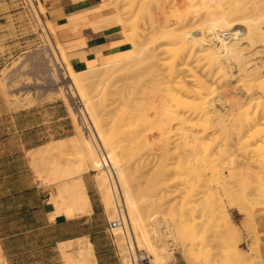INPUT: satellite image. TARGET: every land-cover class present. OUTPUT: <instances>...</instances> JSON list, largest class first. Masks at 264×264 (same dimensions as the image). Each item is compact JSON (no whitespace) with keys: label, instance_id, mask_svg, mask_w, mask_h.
I'll return each mask as SVG.
<instances>
[{"label":"bare ground","instance_id":"bare-ground-1","mask_svg":"<svg viewBox=\"0 0 264 264\" xmlns=\"http://www.w3.org/2000/svg\"><path fill=\"white\" fill-rule=\"evenodd\" d=\"M28 1L39 24L43 23V25H45L35 1ZM116 1L117 3L119 2V4L115 6H118L117 8H119L120 11H115L109 16V20H111H108L111 22L109 24H118L122 26L125 40L128 41L132 47L129 50L104 57L101 62L94 59L87 65V68L82 71H75L71 66H64L66 69L65 77L68 76L73 82L74 88H72V85H69L72 97H79V101L84 106L85 113L83 112L82 118L89 134L86 133L87 135H85L80 121H78V116L76 117L75 115L74 117L72 113L73 109H71L70 112L74 117L73 120H76L75 124L78 130L81 131V133L79 132L81 134V141L79 140V142L83 147L82 154H84L80 158V161L76 162L75 166L68 165V168H65L64 166L61 169V164L57 165L55 162L53 163L54 173L51 174H57L58 172L60 174L59 176H62V178L66 177V180L59 185L58 197L53 198L52 200L57 205L59 212H61L63 208H65L68 213H76L77 211L86 212L89 210L91 206L83 182V174L91 168L98 171L99 176L97 177L99 189L103 193L106 203L105 207L110 213L109 219L113 220L117 217V208L112 195L109 177H111L112 174L115 175V177L119 178L128 210L127 217H124L125 225L113 230L114 234L117 233V239L124 240L125 248L128 249L127 252L129 253L126 254L122 252L127 256V258H125L127 260L124 262H126V264H135L137 261V250H140L141 247H146L153 255L151 264H174L170 259L174 255L172 252L173 244H175L174 242L178 240L180 234H182V230H180L181 227L175 218L174 219L177 223H171V216L169 217V222L168 220L166 221L163 218L158 217L159 215H154L156 212L152 213V211L159 206L164 208L165 206H163V204H167V206L172 208L176 206L175 202L178 199L175 200V197L177 198L176 192L178 191L181 193L183 189L186 188H188V191H199V181L201 180V177H206V175H209L210 177L214 175H216V177H221L222 179L220 180L219 188H223L224 190L223 182L228 178L226 175L231 174V176H236V171L241 168L240 165L236 166L238 165L236 162L235 165L233 164V162L236 161H233L235 151H232L231 153L230 148L236 147H228L231 146L232 140L233 143L237 145V148L238 145L240 146V153L241 151L249 152L252 153L253 157L256 156L260 158V160H264V130L259 127V125L264 123V74L261 75L260 70V68L263 69V67L258 64H252L253 61H250V58L245 56V53L247 52L243 53V47L241 49L240 46H238V41L225 42L221 38L218 41V49H220L219 53H223V57L220 58L214 56L213 49L215 46L213 45L214 47H211L207 45L211 42L217 41L219 34H221L219 32L224 30L239 28L241 32L246 35L247 39L250 40L249 43L258 39L259 33L256 28H248L244 24H240L244 21L241 16H238L241 11L233 10L232 12L231 9L234 5L239 4L241 0H233L232 2L224 0L222 1L223 6L225 5L224 3H228V1L230 3L229 5L227 4V8L224 9L221 5L218 6L216 2H214L218 7H222L223 9L221 10L215 7L216 9L214 10V6H216L214 4V11L209 10L206 12L201 21L197 20L196 17V21H193V18L191 17L196 14L189 17L190 12L192 13L190 10L192 9V5H190V9L186 8L187 10H182L184 12L180 15L183 16V19L180 22L178 19V22L172 26H166L168 28H165V26L162 25L164 27L162 29L160 28L163 31H161L162 34L158 38L160 39L159 44L155 47L152 45L151 47L147 44V42L150 41L148 38L149 36L146 35L147 33L145 34L144 32V40L142 37H139L140 39L137 40L135 29H131L132 27L130 26L127 17L124 15L122 16L124 12H121L123 8L120 4L123 0ZM156 1L159 2L160 0ZM217 1L219 3L220 0ZM162 3H159L160 7ZM173 3L177 4L178 2ZM182 3L180 4L181 6ZM189 3H187V5ZM164 4L165 2L163 5ZM165 5L162 7H165L166 9ZM253 6L256 7L255 2L251 6L252 8L248 7V9H253ZM167 7H169V5ZM177 9L179 8L177 7ZM177 9H175V13H177ZM181 9H183V7H181ZM195 9L197 11V8ZM227 13H230L229 16ZM255 15L256 12L249 15L248 20L252 19ZM231 17L236 18L230 21L229 18ZM155 18L153 15L151 20L155 21ZM186 18H190V20L188 21ZM184 20L185 22H183ZM159 22L160 20L158 23ZM156 23L157 22L155 21L154 25H156ZM159 24L161 25L162 23L160 22ZM151 26L157 32L155 27H153V24H151ZM41 28L47 43L51 46L56 63L59 67H62L64 60L56 50L54 40L48 28L46 25L44 28L42 24ZM262 31L264 30L262 29ZM156 32L154 33L156 34ZM149 35H151L150 32ZM223 36H225V34ZM145 37L146 39L148 38L149 41H146ZM152 39H154V37ZM158 39L155 41L158 42ZM241 39L242 38L239 40ZM215 43L217 44V42ZM228 61H233L232 63H235L240 74H238L239 79H237L239 81L238 83L243 88V92L241 91V93L246 94L247 96L245 97H248L252 93L260 94H258L260 99L257 101L259 104L257 107L260 106L259 108H256L255 110L250 109L249 104L252 99L244 105L240 104L241 100H238V104H232L230 108L228 107L229 111L224 110V106H221L222 109L220 106V109H217L218 106H215L217 105L214 95L215 89L211 88L212 86L209 82L208 75L212 74L213 76L226 77L229 71H232L228 68L229 66L227 67V65L230 64V62L228 64ZM118 65L119 67L128 66L129 73L124 77L123 84H116L117 82L114 80L113 75L119 69ZM232 67L233 65H231V68ZM231 73L234 74V72ZM232 74H230V76H232ZM233 77H235V75ZM130 79L136 80L134 82V80L130 81ZM140 81H142V83ZM98 83L103 86V90L106 88L108 89L109 86H115V93L120 95V106L114 107L113 110H111L112 108L109 109L114 113L113 117H111V119L109 118V121L106 120L108 117L105 118V114L103 112L101 113V110L104 107H102L103 104L100 105V103L96 101V96L94 97L91 94L93 86L96 87ZM90 85L92 88L89 87ZM100 89L101 88H99V90ZM106 92L107 90H105L104 93ZM110 92L108 94H110ZM104 93L102 92V94ZM236 94L237 93H235V95ZM238 97H240V95ZM108 125L110 126L109 129L106 128ZM109 130H112V134L109 133ZM94 133L105 146V158L95 146L93 137ZM211 134L218 135L215 136V138L218 137L220 140L218 142V150H215L214 145L211 144L210 139L213 136ZM78 136L73 135L69 137V140L67 138L66 140L70 142L71 146L76 147V145H79V142L77 141V139H79L77 138ZM66 140L62 139L61 141L54 142V146H52L51 150H56L57 152L62 151L66 145ZM228 140L231 142V144L229 143L230 145L228 144ZM173 144L175 146L174 148L172 147ZM172 148L173 150L175 149L177 154L171 150ZM159 150L162 155V157L159 155V163L157 164V162H155L157 165L156 167H154V163H152V167H154L152 172L149 169L151 172V174L149 173L150 178L153 177L155 180L153 179L154 182L148 187L149 192H143L141 189L135 187L138 185L133 184L134 182H132V179L135 178V175L127 170L129 167H127L124 162L126 161L125 158L133 159L134 157L136 162V159L142 155V158L144 159H138L143 167H147L149 165V160L151 162V157L154 154L156 156V154L159 153ZM171 151L174 152V157L171 155ZM51 153L53 154V152ZM138 154L139 156H136ZM155 156H153V158ZM130 159V162L127 161L129 164L128 166L134 163ZM168 159L175 160L170 162ZM63 165L64 164H62V166ZM134 165H136V163ZM141 165H137L139 166L137 167V170H139L138 168H140ZM262 166L261 168L264 170V167ZM131 167H133V164ZM134 168H136V166L133 167V169ZM262 169L261 171H263ZM261 171L259 173H257L258 171L254 173L255 170L246 171L245 169L244 172L242 170L243 173L241 174L249 179V184L257 182L258 184L255 188L264 196V174ZM51 172H53V169ZM138 173L139 172L137 171V174ZM169 173H172L170 174V176L172 175L171 179L170 176L167 175ZM39 175H41V171ZM165 175H167L168 178H166L167 176ZM146 176H149L148 170L145 177ZM46 178L48 179L49 177ZM46 178L43 180L46 181ZM181 184L182 186L185 185L186 188L182 187L181 190L179 187ZM167 187L173 188L171 192L169 191L171 197L174 196L175 201L172 199L173 203L171 202V199L166 200V197L168 196L169 198L170 194L165 192L167 194L166 196L163 189L167 190ZM169 189L171 188H168V190ZM173 193H176V195H172ZM182 194L183 195H180L183 196L182 198L184 200L182 203L184 204V201L186 200V198H184L185 193ZM192 194L194 195V193ZM195 196L193 198L185 196L187 197V200L190 198L188 203L185 202L187 204L191 202V205L189 204L190 207L188 206L189 210L185 208L188 210V213L189 211H192V203L198 200ZM141 197L143 198L142 202L140 201L142 199ZM168 203H170V205H168ZM182 207L184 208L183 205ZM168 213L166 212V214ZM177 224L180 229L177 227ZM82 242L84 243H80L82 246L80 247L78 254L75 256H73V253L72 255L69 254V252L65 253V251H63V256L66 259L67 264H97L93 246L89 239ZM121 246L123 247V245ZM121 246H119L120 249ZM238 252L239 253L235 255L226 254L222 256V258L215 259V263L246 264L254 257H259V255H261L260 250H258L257 253L256 250L250 247H248L247 251H240L238 249ZM0 264H7L2 254V247H0Z\"/></svg>","mask_w":264,"mask_h":264},{"label":"rangeland","instance_id":"rangeland-1","mask_svg":"<svg viewBox=\"0 0 264 264\" xmlns=\"http://www.w3.org/2000/svg\"><path fill=\"white\" fill-rule=\"evenodd\" d=\"M8 1H9L10 6L0 7V16H3V18H0V121L6 120L7 118H11V115L15 114L17 111L21 109H31L32 107L36 108L38 106L48 105V104H60L62 105L67 117L65 120H63V123H62L63 127L59 128L58 132L54 133V137L60 138V137L70 136V135L75 134L76 136L79 135L77 137L79 138L77 139V141L78 142L79 140L81 141V134H80L81 131L78 130L75 124L76 120L75 121L73 120L75 115L76 117L78 116L77 117L79 119L78 121H80V124L82 126V129L84 130L83 132L85 133V135L89 134V132H87L88 129L86 128L84 120L76 106L75 101L79 97H76V98L72 97V94L69 90V85L70 86L72 85V88L74 87H73L72 79L68 78V76L65 77L66 69L64 66H67V65L63 63L62 67H59V65L56 63V59L53 56L54 54L52 52L51 46L47 43L43 35L41 24L42 26H44V28H45V25H43V23L39 24V22L37 21L31 9L29 1L28 0H8ZM108 1H110V5L113 6V9L115 11H120L119 8H117L118 6H115V5H118L119 2L117 3L116 0L115 1L108 0ZM163 1L164 0H160L159 2H157L156 0H123L120 4V6H122L123 8L121 12L122 13L124 12L122 16L124 15L125 17H127L128 22L130 26L132 27L130 28L135 29V32H136L135 36H137L136 37L137 40L140 39L139 37H142V39L144 40L143 35L147 33L146 35L149 36L148 38L150 41L148 40V38L146 39V37L145 39L146 41H149L147 42V44L150 45L151 47L152 45L153 47H155L157 44H159L160 39L158 38L162 34L161 31H163L161 29L164 26L165 28H168L169 26L176 24V22H178V19L180 22L183 19L182 18L183 16L180 15L184 12L182 10H187L186 8L190 9L191 7L190 5H192L191 7L192 9H190L192 13L190 12L189 17H191V15L193 14H196L195 16L193 15L191 17L193 18V21L195 20V17L197 20L201 21L202 18H204L203 17L204 14L208 12L209 10L214 11L216 9L215 7L221 10L223 8L225 9L227 8V4L228 5L230 4L229 1L232 2L233 0H229L228 3H224L225 7L222 5L223 3L222 1L224 0H220L219 3L217 0H184V1L183 0L182 1L172 0V2L171 0H165L164 2L166 5L165 4L164 5L166 6V9L165 7H162L164 6ZM189 1L191 4L189 3ZM173 2H178V3L176 4ZM214 2H216L218 6L221 5L223 8L218 7ZM254 2L256 3V7L253 6V9L249 10L248 7H251L254 4ZM159 3H162L161 7ZM181 3H182V6L180 5ZM187 3L189 4L187 5ZM214 4L216 6H214ZM168 5L169 7H167ZM231 5H230V8H231ZM213 6H214V10H213ZM177 7L182 12H180L179 9H177ZM181 7H183V9H181ZM174 8L177 9L178 14L175 13L176 10ZM195 8H197V11ZM231 10L232 12L233 10L241 11V13H239L240 15L238 16H241L244 21H242L240 24H244L248 28L249 27L256 28L257 32L259 33L258 39H256L254 42L249 43L250 40L247 39L246 35L243 32H241L239 28H234V29H230L231 31L230 30L220 31L219 33H221L222 35L219 34V38L217 39V41L211 42L210 44H207V45L211 47L215 46V48L213 49L214 56H217L218 58H220V57H223V53H219L220 49H218L219 47L218 41L221 38L225 42L227 41L237 42L238 41V46H240L241 49L243 47L242 49L243 53L247 52L245 53V56H248L250 58V61L254 62V63L252 62V64H258L263 67V69L260 68L261 75H262L264 74V38H263L264 31H262V29L264 30V0H254V1L241 0L240 3L237 5H234V7ZM255 12H256V15L252 19L248 20L249 15H252ZM227 14L229 16L230 13H227ZM153 15H154V18L156 17L155 18V21L157 22L156 25H154L155 21L151 20V18H153ZM177 15H178V18H177ZM235 18L236 17H233V18L231 17L229 18V20L232 21ZM157 20L158 21L160 20L162 24L160 25L159 24L160 22L158 23ZM186 20L189 21L190 18H186ZM183 22H185V20ZM151 24H153V27H155L157 32L154 30V28H152ZM120 27L123 33V27L122 26ZM152 30L156 32V34ZM164 30H167V29H164ZM149 32L151 35H149ZM224 34L225 36H223ZM239 36L240 38H242L241 40H239L240 39ZM153 37L154 39H152ZM228 37H231V38H228ZM157 39H158V42L155 41ZM215 42H217V44ZM229 62L230 61H228V64ZM232 62L233 61H231L230 64ZM230 64L227 65V67L229 66L228 68L232 70V71H229L230 74H232L231 72H234L232 76H230L229 73L226 77H219L216 75L213 76L212 74L208 75V78L210 80L209 82L212 86L211 88L215 89L214 95H215L216 104H217L215 106L216 107L218 106L217 109L219 108V106L221 109L224 106V110L229 111L228 107L230 108L232 104H236V103L238 104V100L239 101L241 100L242 103L240 102V104L244 105L245 103L249 102L252 99L253 102L250 101L251 103L249 104L250 109L255 110L256 108H259L260 106L257 107V105H259L257 101L260 99L259 97L260 94L252 93L251 95L248 96L249 99L248 97H245L247 95L241 93L243 88L238 83L240 74L236 68V65L235 63H232L231 64L233 65L232 67L233 69H232ZM118 68L119 69L113 75L114 80H116L117 82L116 84L118 83L123 84L124 77L129 73L128 66L119 67L118 65ZM234 75L235 77H233ZM133 80L130 79V81H133ZM140 82L142 83V81ZM238 85L240 86V88ZM89 87H91V85ZM98 87L101 89L99 90ZM102 87L103 86L100 85L99 83L96 87L93 86L94 90L93 89L91 90V94L94 97L96 96L95 97L96 101L100 103V105L103 104L102 107L103 106L104 107L101 110V113L103 112L105 114L104 117L105 118L108 117V119L106 120L109 121L111 117H113L114 115V113L111 110H113V108L116 106L118 107L120 106L121 99H120V95L115 93V88H114L115 86L113 87L109 86L108 89L106 88L105 89L107 90L106 93H104L105 90H103ZM102 92L105 95L102 94ZM109 92L110 94H108ZM235 93H237L238 96L240 95L241 98L238 97L237 94L235 95ZM241 94L243 95V97ZM71 109H73L72 113L74 117L72 116V113L70 112ZM259 127L264 130V123L259 125ZM106 128L109 129L110 126L108 125L106 126ZM109 133L112 134V130H109ZM216 135L217 134L213 135L210 140H211V144L214 145V149L218 150V142L220 140L218 139V137L215 138ZM54 137L51 136L50 139H54ZM229 143L231 144L230 141L228 142V144ZM232 144L231 146H228V147H232V146L236 147V148H230L231 153L232 151L233 152L235 151L233 161L234 160L236 161H234L233 164L235 165L237 163L238 165L236 166L240 165L241 168L240 170L236 171L235 173L236 176L234 175L231 176V174L230 175L227 174L228 176L226 175V177L228 178H226V181L223 182L224 190L223 188L222 189L219 188V183H220V180L222 179L221 177H216V175L210 177L209 175H206V177H201V180L199 181V184H200L198 188L200 189L199 191L198 190H196L197 192L195 190L194 191L192 190L193 192L191 190L188 191V188H186L185 185L182 186L181 184V186L179 185L180 189L182 187L186 189H183L181 193L179 191L176 192L177 195L176 193L172 194V195L177 196V198L175 197V200L178 199L177 201L179 203L176 201L175 202L176 206L172 208L170 206H167V204H163V206H165L166 208L159 206L156 209H154V211H152V213L156 212L154 213V215H157V216L159 215L158 217H161L166 221L168 220L169 222H170L169 217L171 216L170 217L171 223L178 222L181 227L180 229L179 225L177 224V227L180 230H182V234H180L179 239L174 242L175 244H173V250H172L174 255L171 257V259L169 258L170 261L174 264H216L215 259L222 258V256L226 254L235 255L239 253L238 249L240 251H247L248 247L256 250V252L260 250L258 248L261 247L262 253L260 252L261 255H259V257L258 256L254 257L252 260H250L246 264H264V251H263L264 232L262 231L260 227V221L264 220V196L260 194L259 190H256L255 186L258 184L257 182L256 183L253 182V184L252 183L249 184V179H247L246 176L241 174L245 171V169L246 171L255 170L254 173H256V171H258L257 173H259L262 169L261 166L263 165L262 167H264V164H263L264 162H262L264 160L262 159L260 160V158L256 156L253 157L252 153H249V152L241 151L240 153V149H241L240 146L238 145V148H237V145L233 143V140H232ZM70 146L65 152L60 151L58 158L59 159L61 158L64 161V163L68 164L69 166H72V165L75 166L76 162L80 161V158L84 154V153L82 154L83 147L80 144V142H79V145H76V147L75 146L70 147ZM172 147L173 148L175 147L174 144ZM173 148L171 150H173ZM173 151L175 152V149ZM174 152L171 151L172 156ZM157 154H158V157H157ZM157 154L156 156L155 154L153 155L155 156L154 158L153 156L152 157L150 156L151 162L149 160V165L147 167H143L141 165L142 163L140 162L139 159L142 158V155H140L141 157L139 156V154L136 155V156H139L138 157L139 159L136 157L138 159V160L136 159V162H135L134 157L133 159L129 158L132 162H134V163L131 162L133 164V167L136 166V168L134 169L133 167H131L132 165L131 163H130L131 165L128 166L129 165L128 162L130 161L127 157L125 158L126 161L124 162L127 165V167H129L127 168V170L129 172L131 171V173L135 175V178L132 177L134 179V180L132 179V182H134L133 184L138 185L135 187L141 189L143 192L146 191L148 193L149 192L148 187H150V184L154 182L153 181L154 178L151 177L152 178L151 179L150 174L152 172V169H154V167L157 166L155 162H157L158 164L159 163L158 161L160 160V156L162 157V155L160 154V150H159V153ZM169 157H170V153H169ZM54 158H57L56 155L54 156ZM49 160H51V157L49 156L44 157L42 160H39L38 161L39 168L44 169ZM174 160H169V161L172 162ZM135 163L136 165H134ZM152 163L155 164V165L153 164L154 167H152ZM138 164L141 165L140 168H138L139 170H137V167H139L137 166ZM33 168L38 176V179L41 180L42 185L49 188L50 192H52L56 186L55 183H52V182L51 184L43 183V177H45L47 172H44L43 175L40 176L34 164H33ZM146 169L148 170L149 176L145 177L147 173ZM149 169L151 172L149 171ZM136 170L139 172L138 174ZM261 172L264 174V170ZM86 174L89 176L87 178L90 179L93 185V189L95 193L93 197L97 199L99 203H101V213L99 214V222L101 224V229L105 230L104 232H102L101 245L103 247V245L107 243V247L111 248L113 251L112 252L113 258L115 259L117 264H126V262L124 261L127 260L125 259L127 258V256L124 253L127 254L129 252H127L128 249L125 248L124 240L117 239L118 236L116 235L117 234L116 231H115L116 234H114L108 229V221L110 220L109 219L110 213L105 207L106 203L104 200V196L101 190L99 189L98 177H97L99 176L98 171H95L90 168ZM170 174L172 173H169L167 175L170 176ZM171 176H170V179H171ZM237 177H238V180H237ZM166 178H168V176ZM168 188H171V189L168 190ZM172 189H173L172 187H167V190L163 189L164 194H166L167 192H168L167 194H170ZM182 193H185L184 198H186L185 201L187 203H188V200L191 197L193 198L196 193L195 198L198 200L192 203L193 204L192 211H189V213H188V210H189L188 206L191 202L187 204L184 201V204H183L182 201L184 199L182 198L183 196H181L183 195ZM192 193H194V195ZM185 196H188L190 198H188L187 200V197ZM166 198H167L166 200L171 199L172 203L173 201H175L174 196L171 197V194L169 198L168 196ZM101 199L103 203L101 202ZM142 200L143 198L140 201L142 202ZM180 202L182 203L184 208L182 207ZM177 204H180V205H177ZM168 205H170V203H168ZM185 208H187L188 210H186ZM166 212L167 213L169 212V213L166 214ZM166 215H167V218H166ZM174 218L176 219L177 222L175 221ZM256 222H257V225H256ZM50 236L51 234L49 233L41 235L42 238H48ZM45 241H46V244H48L49 241H51V239L44 240V242ZM77 243H78V240L71 243L72 244L71 248H73L72 249L73 251ZM121 245H123V247ZM119 246H121V249ZM17 249H21L23 252H25L24 256H22V259H23L22 264H65V261H64V258L61 252H56L55 250H53L52 246H33V247L27 246V247H21ZM140 252L149 253L151 255V259L153 258V255L147 250L146 247H141Z\"/></svg>","mask_w":264,"mask_h":264},{"label":"crops","instance_id":"crops-1","mask_svg":"<svg viewBox=\"0 0 264 264\" xmlns=\"http://www.w3.org/2000/svg\"><path fill=\"white\" fill-rule=\"evenodd\" d=\"M35 4L56 50L64 63L75 71L85 70L94 59L101 62L104 57L132 47L125 40L121 27L109 24V16L115 10L108 0H35ZM2 6H10L9 1L0 0ZM66 117L62 105L48 104L21 109L11 118L0 121V247L7 264H22L25 252L17 248L27 246H52L62 256L63 251L75 256L82 246L80 243L86 239L93 246L97 264H117L107 243L101 245L105 231L99 222L101 203L93 197L95 193L87 172L83 174V182L90 200L89 210L68 213L63 208L59 212L52 200L58 197L59 185L66 180L58 172L51 174L54 162L61 164V169L68 166L61 158H52L54 154L59 157L60 152L51 150L54 142L73 136L54 137ZM51 136L54 139H50ZM68 140L61 152L69 148ZM48 156L51 161L40 169L38 161ZM33 164L38 174L41 171L40 176L47 172L43 179L49 178L43 183H55L52 192L42 185ZM260 227L264 232V220L260 221ZM46 233L51 236L42 238ZM49 239L51 241L46 244L44 240ZM77 240L73 251L71 243ZM260 251L262 253L261 247ZM64 261L67 264L65 258Z\"/></svg>","mask_w":264,"mask_h":264},{"label":"built area","instance_id":"built-area-1","mask_svg":"<svg viewBox=\"0 0 264 264\" xmlns=\"http://www.w3.org/2000/svg\"><path fill=\"white\" fill-rule=\"evenodd\" d=\"M65 67H67V66H65ZM75 102H76L77 109L79 110V112L82 116V114L84 112V106L79 101V98ZM93 137H94V142H95L96 148L103 154V157L105 158L106 157L105 146L95 136V133L93 134ZM109 179H110V187L112 190V195H113L115 205L117 208V217L113 220L108 221V229L111 232H113V230L115 228L125 225L124 219L127 217L128 210H127V205L125 203L123 190H122L119 178L115 177V175L112 174L111 177H109ZM150 263H151V255L149 253H141L140 250H137V261L135 262V264H150Z\"/></svg>","mask_w":264,"mask_h":264}]
</instances>
